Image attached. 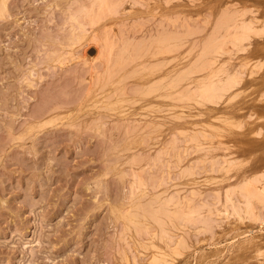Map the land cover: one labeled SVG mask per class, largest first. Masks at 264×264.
<instances>
[{
	"label": "rangeland",
	"instance_id": "obj_1",
	"mask_svg": "<svg viewBox=\"0 0 264 264\" xmlns=\"http://www.w3.org/2000/svg\"><path fill=\"white\" fill-rule=\"evenodd\" d=\"M263 233L264 0H0V264H264Z\"/></svg>",
	"mask_w": 264,
	"mask_h": 264
},
{
	"label": "bare ground",
	"instance_id": "obj_2",
	"mask_svg": "<svg viewBox=\"0 0 264 264\" xmlns=\"http://www.w3.org/2000/svg\"><path fill=\"white\" fill-rule=\"evenodd\" d=\"M246 199V198H245ZM249 219V218H248ZM248 228V227H247ZM244 230H247V229H244ZM244 230L242 231L243 233H244ZM249 231V230H248ZM250 232V231H249ZM248 233V232H247ZM253 234V233H252ZM248 236V235H247ZM262 236H264V233L262 234V235H252L251 237H247V239L244 241V243H247L248 241H255V240H257V239H260L261 240V237ZM259 241V240H258ZM257 243V242H256ZM243 244V243H242ZM241 244V245H242ZM254 244H255V242H254ZM258 244H259V242H258ZM246 246V245H245ZM244 246V247H245ZM216 249V248H215ZM224 250V249H223ZM202 251V250H201ZM218 251V250H217ZM216 251V252H217ZM224 252V251H223ZM215 253V252H214ZM199 254V253H198ZM201 254V253H200ZM221 254V253H220ZM223 254V253H222ZM203 255H204V252H203V254L201 255L202 257H203ZM197 256H200V255H197ZM199 258V257H198ZM197 261V260H196ZM199 263V262H198ZM201 263V262H200Z\"/></svg>",
	"mask_w": 264,
	"mask_h": 264
}]
</instances>
